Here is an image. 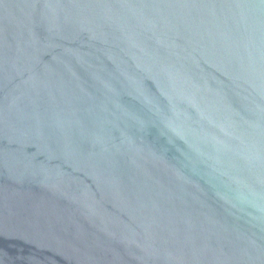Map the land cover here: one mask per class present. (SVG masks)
Masks as SVG:
<instances>
[{
    "label": "water",
    "instance_id": "95a60500",
    "mask_svg": "<svg viewBox=\"0 0 264 264\" xmlns=\"http://www.w3.org/2000/svg\"><path fill=\"white\" fill-rule=\"evenodd\" d=\"M0 264H264V0H0Z\"/></svg>",
    "mask_w": 264,
    "mask_h": 264
}]
</instances>
